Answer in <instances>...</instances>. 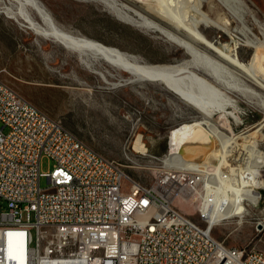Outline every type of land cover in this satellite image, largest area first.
<instances>
[{"label":"built area","instance_id":"obj_1","mask_svg":"<svg viewBox=\"0 0 264 264\" xmlns=\"http://www.w3.org/2000/svg\"><path fill=\"white\" fill-rule=\"evenodd\" d=\"M167 152L145 184L0 75V264H264L263 251L226 245L209 222L248 158L174 162ZM44 158L54 161L47 187Z\"/></svg>","mask_w":264,"mask_h":264},{"label":"rangeland","instance_id":"obj_2","mask_svg":"<svg viewBox=\"0 0 264 264\" xmlns=\"http://www.w3.org/2000/svg\"><path fill=\"white\" fill-rule=\"evenodd\" d=\"M39 1L55 24L64 31L117 46L142 61L176 63L190 58L184 47L161 32L129 23L96 0ZM116 1L139 9V3L133 0ZM244 2L264 25V0ZM17 3L16 0H0L1 77L38 107L60 118L71 131L95 149L121 162L129 174L143 183L152 182L154 156L168 151L170 132L175 128L171 132L172 142L181 124L191 123L192 119L198 118L205 126L208 122L215 123L225 133L235 136H246L259 124L263 126L261 131L264 133V109L256 104V99H248L236 92L228 94L238 104L237 107L227 106L226 110L236 112L241 119L236 120L233 112L228 115L234 130L230 131L223 128L218 109L213 111L211 119L206 118L172 92L164 82L145 79L129 82L130 73L101 61L99 70L112 73L103 79L80 63L75 52L53 38L36 34L22 21L10 17L4 7ZM220 7L224 8L222 5ZM27 8L33 19L44 27L38 11L32 6ZM203 8L209 11V3L204 2ZM211 12L215 13L214 10ZM191 14L199 18L194 11ZM150 16L159 21L156 16ZM246 19L260 34L252 15L248 13ZM231 20L235 27L237 20ZM200 27L218 45L229 50L233 48L234 40L228 33L202 23ZM234 33L239 44L238 51L247 59L251 49L244 44L241 34ZM260 148L264 152V137ZM214 156L217 155L210 153L206 160H212ZM53 163L49 158L42 161V187L48 186L45 173L52 169ZM260 178H264V166ZM257 191L261 198L257 204L248 201L246 205L245 202L242 217L236 215L224 219L213 227V235L218 240L228 246L264 252V185L258 187Z\"/></svg>","mask_w":264,"mask_h":264},{"label":"bare ground","instance_id":"obj_3","mask_svg":"<svg viewBox=\"0 0 264 264\" xmlns=\"http://www.w3.org/2000/svg\"><path fill=\"white\" fill-rule=\"evenodd\" d=\"M16 1L17 5L4 7L10 17L22 21L23 25L36 34L53 38L75 52L80 63L97 72L103 79L112 73L109 70H99L101 61L130 73L129 82L140 79L164 82L172 92L198 109L206 118L211 119L213 111L218 109L221 112L219 120L223 128L230 131L234 130L228 115L233 111H227L226 108H236L238 104L231 99L229 92L256 99V104L264 109V25L244 0H133L139 3V9L127 3H118L116 0H96L123 20L141 28L159 31L184 47L190 58L176 63H149L117 46L64 31L55 24L39 0ZM204 2L209 3V11L204 10ZM221 5L227 11L221 8ZM28 6L38 11L45 23L44 27L33 19ZM212 10L215 11L214 14ZM191 11L197 13L199 18L194 17ZM248 13L258 24L260 34L248 24ZM150 14L156 16L159 21ZM232 18L238 22L235 27L232 26ZM200 23L228 33L234 40L233 48L226 49L210 39L200 27ZM234 31L243 36L244 44L251 49L247 59L238 51L239 44ZM233 114L236 120L241 119L236 112ZM191 121L181 124L174 133L172 147L165 156L168 161L174 159V162H181L182 158L200 162L206 160L210 153H215V158L221 156V159H227L233 152L247 157L249 161L247 175H233L229 181L232 187V192L228 190L230 203L222 213L210 217L209 222L213 228L224 219L236 215L242 217L246 208L245 202L257 204L259 201L257 188L264 185V178H260L264 166V152L260 148L264 137L261 131L263 126L259 124L257 129L246 136H235L225 133L215 123L208 122L205 126L198 118ZM183 208L194 212L196 205L190 203Z\"/></svg>","mask_w":264,"mask_h":264}]
</instances>
